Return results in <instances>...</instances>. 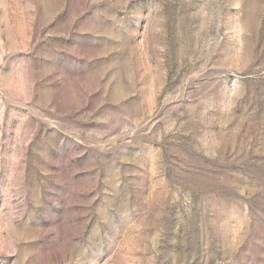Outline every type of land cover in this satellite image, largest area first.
I'll return each instance as SVG.
<instances>
[{
	"label": "rangeland",
	"instance_id": "rangeland-1",
	"mask_svg": "<svg viewBox=\"0 0 264 264\" xmlns=\"http://www.w3.org/2000/svg\"><path fill=\"white\" fill-rule=\"evenodd\" d=\"M0 264H264V0H0Z\"/></svg>",
	"mask_w": 264,
	"mask_h": 264
}]
</instances>
